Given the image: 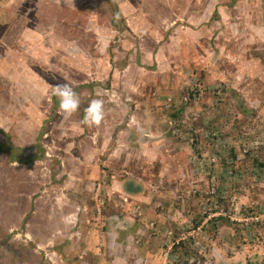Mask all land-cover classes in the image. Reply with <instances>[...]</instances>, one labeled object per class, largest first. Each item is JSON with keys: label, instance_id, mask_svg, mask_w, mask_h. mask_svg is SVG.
Masks as SVG:
<instances>
[{"label": "rangeland", "instance_id": "rangeland-1", "mask_svg": "<svg viewBox=\"0 0 264 264\" xmlns=\"http://www.w3.org/2000/svg\"><path fill=\"white\" fill-rule=\"evenodd\" d=\"M114 1L110 6L109 0H0V229L24 241V232L18 237L16 231L25 227L31 238L24 216L47 202V194L56 196L54 184L67 179L61 162L69 163L71 182L81 170L92 179L89 191L99 179L98 161L116 174L119 190L131 191L127 197L119 192L118 209L125 210L124 202L133 205L140 217L136 224L144 221L149 228L143 235L157 233L156 219L164 222L159 227L164 239L152 260L146 255L147 264H262L264 167L250 161H264V0H184L175 6L162 0ZM137 12L144 16L134 22ZM200 35L207 37L204 58L191 52L203 39L190 37ZM196 58L206 65L195 64ZM65 82L81 101L67 119L54 95L55 86ZM188 91L194 96L188 98ZM95 98L103 99L109 116L89 127L81 121ZM236 98L244 100L239 104L244 111L234 107ZM212 105L216 109H209ZM124 111L127 118L135 111L137 118L144 115L143 122L132 117L126 125ZM234 118L241 125H229L238 133L232 138L228 124ZM79 158L85 165L70 163ZM103 177L111 178L106 171ZM195 190L203 196L192 199ZM74 192L75 218L89 225L87 199L78 200ZM145 208L153 219H141ZM183 224L185 230L176 229ZM186 231L191 237L179 236ZM255 234L261 242L247 251L245 240L253 241ZM141 236H119L115 250L103 238L104 249L89 256L98 264H138ZM13 240L6 257L0 255L1 264H17L19 243ZM237 254L243 260H236Z\"/></svg>", "mask_w": 264, "mask_h": 264}, {"label": "crops", "instance_id": "crops-1", "mask_svg": "<svg viewBox=\"0 0 264 264\" xmlns=\"http://www.w3.org/2000/svg\"><path fill=\"white\" fill-rule=\"evenodd\" d=\"M162 1L165 2L166 4H169L170 6L171 5L175 6L176 4L184 0H162ZM190 1L191 0H189V2ZM208 3H210V0ZM157 10H158V7L155 6L154 11H157ZM183 12H185V10ZM262 15H264V13ZM262 15L260 16L261 17L260 23L264 24V21H263L264 19ZM143 16H144L143 14H139L135 16L134 18V15H133L131 19L134 20V22H137L140 19H142ZM172 23L171 25H173ZM138 38L139 40H142L139 36ZM154 38H158V37L156 36ZM200 38L203 39V41H201L203 46L199 47L197 44H194L195 50L191 48L192 50L191 52L193 54L195 53V56L199 55L198 57L204 58L206 56V51L204 49V47H206L205 45L206 40H207L206 35L190 37V41L195 42L197 41V39H200ZM183 42H186V41H184L182 37L181 43ZM180 49H182V47H180ZM198 51H200V54H198ZM242 54L243 53H241V55ZM233 55H236V54H233ZM190 56L192 55L190 54ZM197 63L206 65V60L203 62V60L201 61L198 58H196L195 64ZM259 66H261V63H259ZM233 69H236V68L233 67L232 70ZM246 71L241 72V75L245 73ZM197 79H200V77H198ZM153 84H155V80ZM118 109L119 111L123 110L120 106ZM126 113L127 111H124L125 116L122 117L123 123H126V125H128L129 118H132V117H134L138 125H140L139 124L140 118H141V122H143L142 118L144 115L137 118L138 117L137 111H135L136 115L131 113L128 118L126 117ZM107 116H109L108 111H105L104 118H106ZM130 123H133V122H130ZM93 134H94L93 137H96L98 135L97 132ZM104 137H107L106 134ZM127 142L128 141H126V143ZM88 150L89 148H86L84 150L83 155H86L85 153L88 152ZM112 152L116 153L117 151L116 149H113ZM9 159L12 160V158H9ZM80 160H83V159L79 158L76 162L74 161L70 163L78 164L81 166L85 165L83 164L84 162L83 163L79 162ZM61 163H63V165L65 166L64 169L68 170V172H66L67 179L61 180L60 185L56 183L54 184L53 186L54 190L55 188H58V191H56L57 193L56 196L54 197L53 192H51L49 195L47 194L48 199H49L47 202H44L43 205H41V203L39 205H35V208L32 206L31 210L29 211V214L24 216V217H28L30 220L31 227L29 225V228H31L30 229L31 238L26 237L27 228L25 227H24V231L22 229H19L16 231V233L18 234V237H20L22 233L24 232V236L26 238V240L24 241L22 240V238H19V240H17V238H15L16 235L11 234L7 230L6 232L3 233V230L0 229V255L2 256V259L6 257L4 254L5 243L3 241V238H5L8 235H9L8 242H10L11 239H14L13 241L15 244L19 243L17 246L19 256H18V259H14V262H16L17 264H33L34 261H31L33 258L44 259L45 264H98L97 262L93 261L94 260L93 256L95 255V252L97 251L101 252L104 249V248H101L103 246V243H102L103 238L108 239L109 241L108 243L111 249H113L115 245L118 246L117 242L119 241V236L128 235V238H130L135 234L142 233V236H141L142 242H140V244H143L142 246L143 248L140 252L139 250H137L135 254L137 256L136 257L137 260L140 261L138 264H144L143 263L144 261H146L145 264H147L148 260L147 259L145 260L146 255L148 256L150 260H152L154 258L152 256V254L154 253L153 250L157 248L156 244L161 245V242L164 239L163 237L164 233H161L159 230V227L163 225L164 222L161 221V219H156V222L158 223V225L155 228H153V231L157 229V233L152 232L150 236L147 237L146 235H143V234L148 235L149 228L146 230V228L143 226L145 225L144 221L142 223L136 224L135 218L140 219V217L134 214L135 209L133 205L130 204V202L129 203L124 202L125 210L119 211L118 205H121V201H119V198H118L120 195L119 192L124 197H127L126 194L128 195L129 192L131 191L129 190L124 191L122 189L121 190L118 189L119 186H118V181L116 182L117 180L116 174L114 172H108L107 169L105 170V167H107L108 164L106 163L102 164V162H98V161L95 162V166L100 172L99 174L98 173L96 174L99 177V179L98 178L95 179L96 180L95 187L92 190L87 191L85 187L91 184L92 179H88L84 171L81 170L80 175L78 177L79 178L78 181L71 182V180H69V175L72 172L71 171L69 172V167H70L69 163L68 162H61ZM78 169L80 168L78 167ZM108 170L111 171V166H109ZM103 171H106L111 178L103 177ZM93 179H94V175H93ZM134 184L138 185V183L136 182H134ZM51 185L52 184H49L45 188L46 193L49 191ZM128 188L133 189L134 187L128 186ZM74 191L77 192L78 200L83 199V197L87 199L88 203L84 205V207H85V211H87V214L85 212V215H86L85 219L88 220L91 217V221L89 220V223H90L89 225H85L79 220L77 221L75 218V214L77 213L76 210H78V209H75L77 207L75 204H79V203L71 202V196L75 193ZM58 198H61V202L57 201ZM92 198L94 199V204H93ZM143 199H145V197H143ZM143 199H141V201H143ZM189 202H191V200H189ZM147 209L148 208H145L143 210H147ZM19 216L21 217V214ZM119 216H122V218H120ZM154 217L155 215L151 214L150 211L147 210L146 216L144 215L143 218L141 219L142 220H145L146 218L153 219ZM101 219H103L102 223L103 224L105 223L104 225L101 226V228L99 224L95 222L92 223V221H95V220L100 221ZM119 219H120V222H118ZM37 224L38 225L45 224L44 226L45 228L42 226L39 228ZM73 225H75L74 226L75 232L72 231ZM19 227L22 228V226H19ZM178 227H180L179 229L181 231L185 230L186 228L184 224L181 226L178 225L176 229ZM182 234L184 235L188 234L191 237V232L186 231V232L181 233V235L179 234L178 235L182 236ZM184 239L186 240L187 238H184ZM129 240L130 239L127 240L126 242L127 244H129ZM180 240L182 241V238ZM97 242H99L100 244H98ZM96 243H97V247H96ZM153 243L155 245L154 247H151ZM32 244L34 245V247H32ZM127 247L128 245H126V249H128L127 255L131 256L132 255L131 247L130 246L129 248ZM83 252L87 254V256H89L90 254H93V256H89L88 258H86L87 256H85ZM115 252L117 253V251ZM41 253H44L43 257H41ZM27 256H29V259L27 258ZM234 258L236 260L238 258H240V260H243V256H240L239 254H237V256H235ZM108 259L111 261L112 258H108Z\"/></svg>", "mask_w": 264, "mask_h": 264}, {"label": "clouds", "instance_id": "clouds-1", "mask_svg": "<svg viewBox=\"0 0 264 264\" xmlns=\"http://www.w3.org/2000/svg\"><path fill=\"white\" fill-rule=\"evenodd\" d=\"M137 12L134 16H137ZM54 95L58 98L59 109L63 116L67 119L75 114L80 107V97L74 91L73 87L67 82L57 84L54 89ZM105 117L104 101L100 98L92 99L85 109L82 124L91 126H99Z\"/></svg>", "mask_w": 264, "mask_h": 264}, {"label": "trees", "instance_id": "trees-1", "mask_svg": "<svg viewBox=\"0 0 264 264\" xmlns=\"http://www.w3.org/2000/svg\"><path fill=\"white\" fill-rule=\"evenodd\" d=\"M109 4H110V6L113 4V5H116L115 4V1L114 0H109ZM86 7H85V9L86 10H88V12L91 10V6L89 5V4H87V5H85ZM117 7V6H116ZM69 8V7H68ZM67 8V9H68ZM84 15H87V14H84ZM181 57V56H180ZM197 93H199L198 91H196L195 92V94H197ZM187 95H188V98H191L192 96H194V92L193 91H188L187 92ZM235 103H234V107H238L237 109H241V111H244V109L242 108V106H239V104L242 102L243 103V101L244 100H239L238 98H236L235 100ZM173 104H178V106L179 107H181V103L180 102H177L176 100H174L173 101ZM171 105V104H170ZM209 109H216L215 107H214V105H212V106H210L209 107ZM180 111V110H179ZM232 113V112H231ZM171 117H177V115H176V112H172L171 113ZM228 119H230L229 117L227 118V120ZM210 121V120H209ZM208 123H210V122H208ZM207 123V124H208ZM230 124H240L241 125V122L240 121H238V120H236V118H234V119H232L230 122H229V124H228V129H229V133H232V138H234V136L236 135V134H238V133H233L231 130H230V128H229V125ZM210 125V124H209ZM208 126V125H207ZM217 136V134L215 135V137ZM197 139V138H196ZM211 147H213V144H209ZM233 148V150L231 151V153H232V155H233V158H235L236 157V155H237V150L234 148V147H232ZM236 159V158H235ZM252 161H250L251 163H253L255 166H260V167H264V161L261 159H259V158H252L251 159ZM234 161V160H233ZM191 196H192V199H195L196 197L195 196H203L202 194H200V192H198V191H196L195 190V195H194V197H193V195L192 194H190ZM175 208L174 207H172V206H170V205H168L167 207H166V210H169L170 212H173V210H174ZM4 233V232H3ZM255 237H254V239H253V241H246L245 240V243H246V246H247V251L249 250V249H253V248H255L256 247V244H259L260 242H261V238H259V236L257 235V234H255L254 235ZM8 237H9V235L8 236H6L5 238H3V241H4V243H5V250L6 251H10V244H9V242H8ZM8 242V243H7ZM263 242H264V240H263ZM180 243V242H179ZM177 245H179V244H177ZM14 252H16L15 250H14ZM13 252V253H14ZM260 255V252H255L253 255H252V257H254V259H256V260H258L259 258H258V256ZM262 264H264V258H262Z\"/></svg>", "mask_w": 264, "mask_h": 264}]
</instances>
